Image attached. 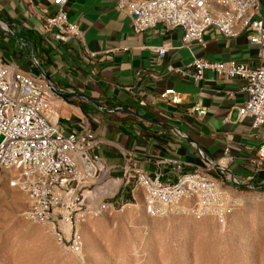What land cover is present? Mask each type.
<instances>
[{
  "label": "built area",
  "instance_id": "2783aa9c",
  "mask_svg": "<svg viewBox=\"0 0 264 264\" xmlns=\"http://www.w3.org/2000/svg\"><path fill=\"white\" fill-rule=\"evenodd\" d=\"M67 0H52L51 10L42 8L36 30L55 43H83L78 24L69 21L64 10ZM119 12L130 17L131 32L140 35L161 27L181 31L182 47L205 46L204 35L212 30L226 39L249 31L248 42L264 48V0H115ZM0 29L8 31L3 23ZM23 47V43L21 44ZM163 57L164 47H150ZM93 58L95 54L88 52ZM34 66L37 65L33 60ZM180 78L202 81L213 72L225 81L244 80L246 94L238 108V119H251V128L264 126V65L210 62L193 57L184 67L167 68ZM57 90L44 76L32 75L15 62L0 57V184L24 194L25 219L46 227L60 248L81 253L80 229L90 216L112 214L124 205L137 204L150 217L181 215L196 220L222 217L240 205V190L259 191L252 183L240 181L229 165L234 157L225 148L218 159L205 157L201 166L185 171L180 160L166 158L177 175L171 183L161 174L149 177L138 166H125L120 177L110 175L108 166L95 153L102 143L89 129L65 132L57 124ZM158 99L178 105L180 96L168 88ZM138 104L147 105L145 99ZM204 117L206 108L197 102L190 110ZM226 121V120H225ZM230 141L231 137L226 136ZM130 161V158H127ZM253 163L264 165V142ZM260 169L257 168V171ZM127 201L115 198L127 192Z\"/></svg>",
  "mask_w": 264,
  "mask_h": 264
},
{
  "label": "crops",
  "instance_id": "0c3cea01",
  "mask_svg": "<svg viewBox=\"0 0 264 264\" xmlns=\"http://www.w3.org/2000/svg\"><path fill=\"white\" fill-rule=\"evenodd\" d=\"M51 1L0 0V23L8 30L0 29V57L32 75L44 74L57 90L59 128L73 133L86 128L99 138L95 153L110 166L112 177L133 165L151 178L160 173L163 182L171 183L177 172L164 159L180 160L191 171L205 157L218 159L229 148L235 177L264 190V165L253 163L264 142V126L254 130L250 118L239 120L237 115L246 98L244 80L225 81L208 71L196 83L167 71L169 66L184 67L193 57L264 65V48L248 42L249 31L226 39L209 30L204 47L188 50L182 47L179 29L156 27L134 35L130 17L117 10L115 0H67L64 10L80 27L83 43H55L36 30L40 10L52 12ZM154 46L168 51L159 57L149 49ZM168 88L180 96V104L158 99ZM140 99L146 100L145 107L138 104ZM197 102L207 110L204 117L190 111ZM128 197L127 191L115 201Z\"/></svg>",
  "mask_w": 264,
  "mask_h": 264
},
{
  "label": "rangeland",
  "instance_id": "374dc122",
  "mask_svg": "<svg viewBox=\"0 0 264 264\" xmlns=\"http://www.w3.org/2000/svg\"><path fill=\"white\" fill-rule=\"evenodd\" d=\"M236 197L240 205L225 216L198 220L150 217L138 197L137 204L88 217L75 255L25 219L24 194L1 183L0 264H264V190H240Z\"/></svg>",
  "mask_w": 264,
  "mask_h": 264
},
{
  "label": "water",
  "instance_id": "95a60500",
  "mask_svg": "<svg viewBox=\"0 0 264 264\" xmlns=\"http://www.w3.org/2000/svg\"><path fill=\"white\" fill-rule=\"evenodd\" d=\"M32 60H34L33 58H32ZM255 188H259V187H262L261 185H259V186H254Z\"/></svg>",
  "mask_w": 264,
  "mask_h": 264
},
{
  "label": "bare ground",
  "instance_id": "6f19581e",
  "mask_svg": "<svg viewBox=\"0 0 264 264\" xmlns=\"http://www.w3.org/2000/svg\"><path fill=\"white\" fill-rule=\"evenodd\" d=\"M7 187H8V186H7ZM9 188H10V187H9ZM10 189L12 190V188H10ZM14 190H15V189H14ZM3 193L7 195V192L4 191ZM12 195H13V194H12Z\"/></svg>",
  "mask_w": 264,
  "mask_h": 264
}]
</instances>
